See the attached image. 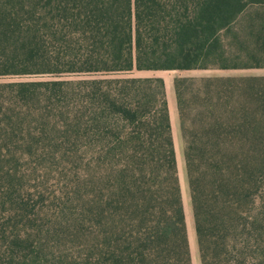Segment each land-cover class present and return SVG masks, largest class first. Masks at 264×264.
<instances>
[{"label": "trees", "instance_id": "obj_1", "mask_svg": "<svg viewBox=\"0 0 264 264\" xmlns=\"http://www.w3.org/2000/svg\"><path fill=\"white\" fill-rule=\"evenodd\" d=\"M205 69H264V0H0V78L54 77L0 81V264H190L163 82L111 75ZM180 129L199 263L264 264V77Z\"/></svg>", "mask_w": 264, "mask_h": 264}, {"label": "rangeland", "instance_id": "obj_2", "mask_svg": "<svg viewBox=\"0 0 264 264\" xmlns=\"http://www.w3.org/2000/svg\"><path fill=\"white\" fill-rule=\"evenodd\" d=\"M98 76V75H95ZM99 77V76H98ZM111 77L122 78H160L163 82L165 100L167 104V112L170 123V133L174 150L175 170L178 181L182 211L184 215V223L186 229V238L189 249L190 264H200L196 248L195 237L193 233V223L191 209L189 203V192L186 182L185 167L183 160V149L185 146L186 137L181 133L180 118L183 121L187 134L190 133V85L192 88L198 86L199 81L206 78H239V77H264V69H246V70H189V71H131L123 74L111 75ZM51 75L36 74L23 76H9L0 78V81H45L53 79ZM58 79L72 80L75 78H83L71 74H62ZM174 80L183 81L181 83V91L183 92L182 100L185 110L182 117H179L176 108L175 96L173 91ZM186 136L188 137V135Z\"/></svg>", "mask_w": 264, "mask_h": 264}]
</instances>
